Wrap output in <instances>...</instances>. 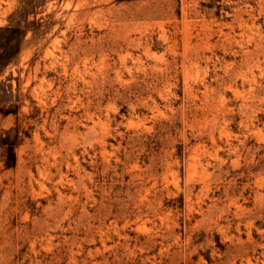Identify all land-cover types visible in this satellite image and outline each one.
I'll list each match as a JSON object with an SVG mask.
<instances>
[{
	"label": "rangeland",
	"instance_id": "374dc122",
	"mask_svg": "<svg viewBox=\"0 0 264 264\" xmlns=\"http://www.w3.org/2000/svg\"><path fill=\"white\" fill-rule=\"evenodd\" d=\"M0 49V264H264V0H0Z\"/></svg>",
	"mask_w": 264,
	"mask_h": 264
},
{
	"label": "trees",
	"instance_id": "16d2710c",
	"mask_svg": "<svg viewBox=\"0 0 264 264\" xmlns=\"http://www.w3.org/2000/svg\"><path fill=\"white\" fill-rule=\"evenodd\" d=\"M11 33H18L19 34V39L17 40V44H15L14 46H11V49L13 52L18 51V49L20 48V35L23 36L24 35V31L20 30L19 28H9L8 29ZM8 43H12V41L10 40V42ZM6 58V53H2L1 49H0V60H3Z\"/></svg>",
	"mask_w": 264,
	"mask_h": 264
}]
</instances>
